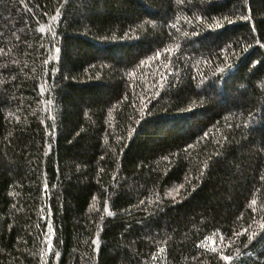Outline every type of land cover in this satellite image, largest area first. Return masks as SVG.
I'll return each instance as SVG.
<instances>
[{"label":"trees","instance_id":"1","mask_svg":"<svg viewBox=\"0 0 264 264\" xmlns=\"http://www.w3.org/2000/svg\"><path fill=\"white\" fill-rule=\"evenodd\" d=\"M0 264H264V0H0Z\"/></svg>","mask_w":264,"mask_h":264}]
</instances>
